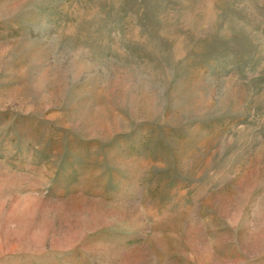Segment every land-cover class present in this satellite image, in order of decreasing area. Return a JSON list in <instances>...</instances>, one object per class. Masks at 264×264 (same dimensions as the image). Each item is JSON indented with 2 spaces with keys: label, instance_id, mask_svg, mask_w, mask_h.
I'll return each mask as SVG.
<instances>
[{
  "label": "rangeland",
  "instance_id": "rangeland-1",
  "mask_svg": "<svg viewBox=\"0 0 264 264\" xmlns=\"http://www.w3.org/2000/svg\"><path fill=\"white\" fill-rule=\"evenodd\" d=\"M0 264H264V0H0Z\"/></svg>",
  "mask_w": 264,
  "mask_h": 264
}]
</instances>
